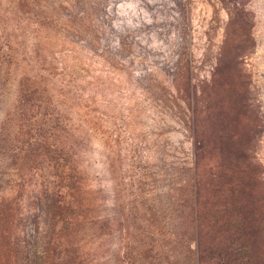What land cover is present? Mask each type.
<instances>
[{
    "label": "rangeland",
    "instance_id": "1",
    "mask_svg": "<svg viewBox=\"0 0 264 264\" xmlns=\"http://www.w3.org/2000/svg\"><path fill=\"white\" fill-rule=\"evenodd\" d=\"M0 264H264V0H0Z\"/></svg>",
    "mask_w": 264,
    "mask_h": 264
}]
</instances>
